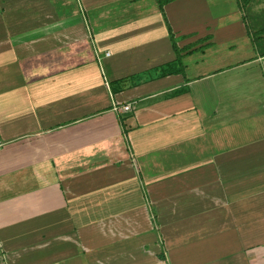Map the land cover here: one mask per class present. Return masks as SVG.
I'll list each match as a JSON object with an SVG mask.
<instances>
[{
    "label": "crops",
    "instance_id": "1",
    "mask_svg": "<svg viewBox=\"0 0 264 264\" xmlns=\"http://www.w3.org/2000/svg\"><path fill=\"white\" fill-rule=\"evenodd\" d=\"M0 138V264H264V0H0Z\"/></svg>",
    "mask_w": 264,
    "mask_h": 264
},
{
    "label": "built area",
    "instance_id": "2",
    "mask_svg": "<svg viewBox=\"0 0 264 264\" xmlns=\"http://www.w3.org/2000/svg\"><path fill=\"white\" fill-rule=\"evenodd\" d=\"M108 55V54H107ZM113 110L122 114V115H131L135 111V106L131 103L125 104V105H118V104H113ZM4 146L3 140L0 138V148Z\"/></svg>",
    "mask_w": 264,
    "mask_h": 264
},
{
    "label": "rangeland",
    "instance_id": "3",
    "mask_svg": "<svg viewBox=\"0 0 264 264\" xmlns=\"http://www.w3.org/2000/svg\"><path fill=\"white\" fill-rule=\"evenodd\" d=\"M114 11H115V10H114ZM114 11L110 14V15H111L110 18H108L107 15H106V16H103V17H102V19H103L102 22L106 21V19H111L109 22H116V21L113 19V17H114ZM117 12H119V11H117ZM97 14H98V12H96V13H94V12L90 13V14H89V21H90V22H101L100 18H99V17H96ZM118 19H119V18H118ZM117 22H125V21H124V19H122V20H117Z\"/></svg>",
    "mask_w": 264,
    "mask_h": 264
}]
</instances>
